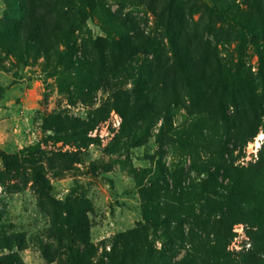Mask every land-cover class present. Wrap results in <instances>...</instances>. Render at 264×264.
Masks as SVG:
<instances>
[{
    "label": "rangeland",
    "instance_id": "obj_1",
    "mask_svg": "<svg viewBox=\"0 0 264 264\" xmlns=\"http://www.w3.org/2000/svg\"><path fill=\"white\" fill-rule=\"evenodd\" d=\"M93 5L89 18L77 12L76 0H0V151L21 156L11 167L0 160V246L14 237L13 252L25 264H61L67 248L85 243L100 255L113 237L143 226L161 249L164 230L148 222L146 211L153 215L159 202L170 203L176 215L193 202L195 213L228 229L229 178L219 169L249 167L264 143L261 128L243 151L222 154L225 143L232 150L229 140L246 118L244 105L264 101V0ZM30 26L43 33L36 45L26 43ZM120 32L155 46L118 59L97 39L118 41ZM175 41L194 46L184 48L190 53L202 47V54L217 56L229 70L223 87L206 85L218 90L213 101H222L227 118L218 108L211 121L190 125L181 107L166 125L160 115L128 120L120 112L123 101L145 87H164L177 97L174 88L183 87L164 81L155 66L156 57L171 60ZM166 182L173 189L169 197L159 191ZM192 222L173 221L172 227L187 234ZM257 230L233 226L227 249L233 258L240 261L251 251ZM180 252L178 259L186 253Z\"/></svg>",
    "mask_w": 264,
    "mask_h": 264
},
{
    "label": "trees",
    "instance_id": "obj_2",
    "mask_svg": "<svg viewBox=\"0 0 264 264\" xmlns=\"http://www.w3.org/2000/svg\"><path fill=\"white\" fill-rule=\"evenodd\" d=\"M55 2H69L74 0H53ZM79 7L76 9L81 16L94 17L95 12L90 9L94 6V0H76ZM108 36V31L103 29ZM29 41L26 43L36 45V42H41L39 28L30 26L26 29ZM139 35L129 36L127 32H120L118 41L109 38H98V44L104 43L114 48L118 59L146 52L154 43L146 39H140ZM35 39V40H34ZM33 40V41H32ZM46 46V44H45ZM173 48L171 60L167 58L163 61L160 57H156L155 66L159 69V77L164 81L171 78L183 88H174L173 96L166 92L163 88L158 91L144 88L142 93H137L133 100L128 96L127 101H123L124 106L115 108L121 113H125L126 118L131 120L138 118H146L148 116L160 115L164 119L166 125L171 117L177 113L182 107L186 110L185 121L190 125L206 123L216 115L217 109L221 108L222 113H225V108L221 100L215 103L213 95L218 92L217 89L210 88L206 85L218 84L223 87L229 80V70L222 69V63L217 56H212L210 51L209 57L202 54V47L198 50L199 53L184 50V46L175 41L171 43ZM27 45L20 46L22 50L26 49ZM194 50V46L191 47ZM106 64H102L101 71L105 70ZM154 88V87H152ZM179 91V92H178ZM186 94L185 97L181 93ZM251 94L250 90L247 91ZM118 96V94H117ZM116 96V97H117ZM120 101L117 98V103ZM243 104H241V108ZM240 108V109H241ZM246 118L243 123L235 129L232 140V150L225 143L222 154L233 157L235 151H243L247 144L254 140L262 128L264 131V101H258V105L251 103L244 105ZM239 109V110H240ZM250 112V119L247 118ZM224 117L227 118L226 114ZM263 119V120H262ZM241 121V120H240ZM239 121V122H240ZM165 146L164 142L159 145ZM0 160L7 167L18 164L21 160L19 154H7L0 151ZM227 178H229L228 189L230 196L232 214L227 226L224 229L223 225H217L210 218L195 213L194 203L191 206L178 210L176 215L168 202H159L155 208L156 212L152 215L149 208L146 209L148 214V222L156 227L161 226L164 230L163 248H156L155 241L151 238L149 230L146 226L137 228L134 231L117 235L112 238L109 251L103 249L102 254H97L96 249L88 243H85L83 248L71 247L65 251V260L61 264H264V143L258 151L257 159L249 167L241 168L234 164H228L222 169ZM171 177V174L166 171L165 178ZM175 180V179H174ZM176 187V184H175ZM182 191L187 190L184 185H179ZM161 195L169 197L173 189L166 182L165 186H159ZM196 205V204H195ZM181 217L183 219H181ZM193 220L189 227V232L185 234V230L172 227V222L184 221L185 224ZM236 224H248L256 227L257 239L253 244L251 251L238 261L231 256L227 250L232 242L235 234L232 233V228ZM155 227V228H156ZM218 230L219 232H216ZM15 238L6 237L4 246H0V251L9 250L8 254H1L0 264H25L23 260L13 252L16 245ZM186 251L185 255L178 259L180 250Z\"/></svg>",
    "mask_w": 264,
    "mask_h": 264
},
{
    "label": "bare ground",
    "instance_id": "obj_3",
    "mask_svg": "<svg viewBox=\"0 0 264 264\" xmlns=\"http://www.w3.org/2000/svg\"><path fill=\"white\" fill-rule=\"evenodd\" d=\"M261 138H263V136L261 135Z\"/></svg>",
    "mask_w": 264,
    "mask_h": 264
}]
</instances>
